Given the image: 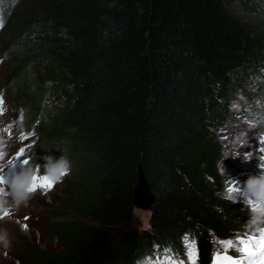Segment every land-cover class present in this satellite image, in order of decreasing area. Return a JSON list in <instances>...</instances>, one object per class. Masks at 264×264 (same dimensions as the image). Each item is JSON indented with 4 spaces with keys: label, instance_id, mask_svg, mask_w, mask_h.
<instances>
[{
    "label": "trees",
    "instance_id": "16d2710c",
    "mask_svg": "<svg viewBox=\"0 0 264 264\" xmlns=\"http://www.w3.org/2000/svg\"><path fill=\"white\" fill-rule=\"evenodd\" d=\"M262 1H20L1 34L5 80L43 114L46 144L67 138L89 166L59 202L75 216L35 243L34 264H129L151 234L179 244L195 232L206 250L211 230L255 225L222 197L209 134L230 92L264 67ZM140 168L149 232L135 212Z\"/></svg>",
    "mask_w": 264,
    "mask_h": 264
},
{
    "label": "rangeland",
    "instance_id": "374dc122",
    "mask_svg": "<svg viewBox=\"0 0 264 264\" xmlns=\"http://www.w3.org/2000/svg\"><path fill=\"white\" fill-rule=\"evenodd\" d=\"M262 2L264 3V0ZM11 20L12 17L10 18L9 23L11 22ZM1 25L2 23L0 20V28ZM3 44L4 42L1 39V34H0V52L4 49V47H2ZM2 74H3V70L1 71L0 68V76H1L0 78L4 79L6 77V74L5 75ZM0 100L3 101L4 99L0 97ZM23 114L28 115V112ZM16 116H17L16 112H12L7 115L0 114V122H3V124L6 126L5 128H3L2 131L6 132V136L9 135V138L11 139L13 146L19 139L21 130L24 127L26 120L28 119V117H16ZM13 120L16 121L14 125H12V130L8 131V128L11 126V122ZM26 127L28 128V126ZM57 140L59 139L53 137L52 141L46 144L45 140L41 141L40 139L38 143L32 145L29 136L26 134L23 137V140L18 148L19 150L16 155V160L13 161L12 159H8V156L11 153L9 148L4 152V155H1L0 157V168L2 167L5 171H7V173L11 177L16 178L15 173L19 170H28L32 173L31 175L32 185L29 189L32 195L26 204H21L19 206L14 205L11 202L12 197L10 195V189H9V193L0 190V197H3L8 201L5 207H9V209L3 210L4 209L3 208L0 210V217H1L0 229L6 230L10 239V246L8 248H4L3 246L0 247V264H28L23 259L18 258L19 257L18 246L30 247V246H34L36 243L38 245L41 244L40 245L41 247H39L40 249L46 247L44 245V242L47 241L46 237L51 233V229L55 224L47 223L45 227L42 224L43 217L35 214L34 212L44 213L47 217H50L51 214L46 211V207H54L64 210V212L66 213H69L68 216L70 215L75 216V213H73L71 210H66L64 205L60 204L59 202L61 203L64 202L63 197H67L69 195V191L66 189L68 186H70L69 184L70 181L83 180V176L81 177L82 173H78V171L76 170L70 175L73 178L68 179L69 180L68 182H64V183L61 182L56 189H52L50 191H42V188L51 189L52 187L47 188L41 186L43 184V178L46 176L49 181L50 175L47 173L46 169L41 166L39 162L40 158H38L37 155L38 153L41 152L40 147L47 148L52 143L54 144L59 143V141ZM214 147L216 146L215 145L212 146V148ZM17 157H20V159H17ZM23 161H27V163H23ZM72 165L74 168L80 169L79 161L72 162ZM192 181L194 182L196 187L199 185L196 178H193ZM55 184L56 182L54 183V186ZM139 199H142L140 200L141 202L144 201V197L142 195H139ZM27 205H29V207L22 209ZM26 210L30 211L32 216L25 215ZM136 214L138 215L139 222H141L143 219L150 217L151 207L150 208L140 207L139 209L136 210ZM64 218L65 216L62 217L61 219ZM261 218L264 220L263 213L261 215ZM28 220L30 225L26 224V221Z\"/></svg>",
    "mask_w": 264,
    "mask_h": 264
},
{
    "label": "snow or ice",
    "instance_id": "6c2138e0",
    "mask_svg": "<svg viewBox=\"0 0 264 264\" xmlns=\"http://www.w3.org/2000/svg\"><path fill=\"white\" fill-rule=\"evenodd\" d=\"M17 159H20V157H17ZM23 163H27V161H23ZM2 180L3 177H0V181ZM41 186L51 188L52 183L48 181L45 176ZM216 243L219 245V248L213 253L211 264H244V259L229 256L227 254L229 249H234L241 253L250 264H252L254 258L255 264H264V229H260L258 233H241L234 239L216 241ZM185 247L189 261H191V264H195L194 242L188 241ZM164 254L166 257V264H177V262L170 256V250L166 249ZM146 264H150V262H146ZM157 264H159V261H157Z\"/></svg>",
    "mask_w": 264,
    "mask_h": 264
},
{
    "label": "clouds",
    "instance_id": "9594fccd",
    "mask_svg": "<svg viewBox=\"0 0 264 264\" xmlns=\"http://www.w3.org/2000/svg\"><path fill=\"white\" fill-rule=\"evenodd\" d=\"M46 163L42 165L47 173L52 177L54 181H59L63 176L67 175L71 171V161L64 156L55 158L51 155H46L43 158ZM32 173L28 170H19L15 173L16 181L10 189V195L12 197V203L16 206L26 204L31 198V192L29 190V184L31 182ZM258 182H264V177H249L245 184L247 185L246 190L251 191L253 186ZM17 185H19L17 187ZM8 201L0 197V209H3ZM0 246L8 248L10 246V239L8 233L4 229H0Z\"/></svg>",
    "mask_w": 264,
    "mask_h": 264
},
{
    "label": "water",
    "instance_id": "95a60500",
    "mask_svg": "<svg viewBox=\"0 0 264 264\" xmlns=\"http://www.w3.org/2000/svg\"><path fill=\"white\" fill-rule=\"evenodd\" d=\"M139 195H142L144 197L143 202L140 201L142 199H139ZM136 196L137 202L135 205L138 207L150 208L151 204L154 202V197L149 190V185L142 168H140L139 170V180L136 188Z\"/></svg>",
    "mask_w": 264,
    "mask_h": 264
}]
</instances>
